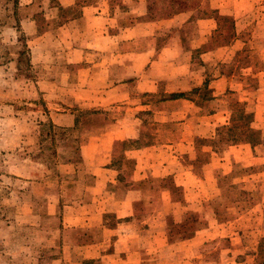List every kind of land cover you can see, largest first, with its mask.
Instances as JSON below:
<instances>
[{
  "label": "rangeland",
  "instance_id": "1",
  "mask_svg": "<svg viewBox=\"0 0 264 264\" xmlns=\"http://www.w3.org/2000/svg\"><path fill=\"white\" fill-rule=\"evenodd\" d=\"M233 1L235 0H227V27L230 32L227 31V40L234 35L244 44L239 49L238 56L227 63L226 69L237 71L246 62L255 68H264V0H246L247 9L240 11L241 16L239 9L228 5ZM117 2L125 9L115 11L117 21L113 24V31H119L117 25L120 27L127 21L125 16L133 18L132 14L140 11L139 7L135 13L129 11L131 8L126 0ZM148 2L151 11L157 10V5H160V0ZM172 2H168L169 14L186 11L181 6L187 5L189 8L191 5V1L186 0L179 3L182 9H174L177 1ZM202 2L206 8L211 0ZM59 3V0H0V264H53V261L59 260L72 264H106L97 258L80 263L87 253L81 248L82 239L101 237V232L98 227H91L90 233L84 237L74 229L64 233V223L82 224L80 221L73 222V219L65 220V211L72 210L78 216L80 211L84 216H94L98 210L109 209L112 214L121 215L132 208L137 212H153L151 209L156 207L160 213L167 211L168 227L163 217L151 213L149 217L141 218V222L137 221L134 229H128L132 234L139 229L136 240L141 246H145V250H141L143 259H146L142 264H227L228 261L235 264L247 255L251 260L254 254L255 264H264L263 253L255 249L259 232H243L251 231L257 226L262 231L259 216L254 212L261 208L264 211V166L257 167L254 162H258V159H249L253 164L246 170L237 167L228 171L229 168L214 169L209 165L212 158L209 149L211 146L216 153L223 154L225 146L229 145L228 141L243 138L262 142L259 160L264 161V120L249 119L250 112L259 110L256 98L264 100V88H257L263 83L264 77L255 76L253 82L247 79L251 95L242 108L246 113L242 114L245 119L231 126L223 124L215 127L214 137L210 135L211 129L201 131L190 144L196 150L185 153V162L193 161L195 172L208 183H188L187 187L178 185L179 187L172 189V202L159 203L153 199L151 190L160 187L161 181L151 180L150 183L139 184L131 179L134 159L125 151L156 140L169 142L167 140L175 138L177 120L162 123L153 110L135 109L133 104H118L117 101L108 100L104 106L99 107L101 110H97L98 119H90L91 108H95V105H70L53 94L50 96L47 85H41V80L57 76L56 73L60 70L63 72V69L74 70L78 67L77 64L67 65V58L63 53L70 43L65 40V30H58L56 24L71 13H67L65 9L59 11L56 8ZM57 10L59 18L51 17ZM201 10L203 9L199 12ZM229 11L233 13L230 15ZM236 11L239 18L236 24L233 20L235 25H232L229 16L233 18ZM74 12L77 13L76 9ZM199 12L195 11L191 21L182 28L189 36L185 38L187 44L192 43V19L198 17ZM127 13L130 15H126ZM136 16L134 18H145L143 15ZM48 29L53 34L58 32V37L53 34L42 36ZM176 29H165L161 37L171 41ZM216 37L214 44L217 45L221 43V39L218 34ZM183 58L187 60V56H180L178 59L183 61ZM197 62L196 56V60L191 63ZM55 68L57 70L54 72ZM41 86L44 90L39 91ZM169 96L166 92L158 91L149 93L145 100L156 103ZM230 98L234 100L236 97L229 94L227 100ZM179 106H183L184 112L192 109L188 105L179 104L177 107ZM199 106L202 108L201 112L205 113L214 108V105L207 104ZM174 107L176 106H169L168 111ZM260 116H264V113ZM117 123L126 129L127 137L114 144L107 165L111 163L118 171L117 175L110 174V177L116 176L121 181L117 186L109 185L108 194L94 200L92 198L97 197V194L92 193L87 186L95 177V169L82 158L80 144L82 140L98 134L102 128L108 129ZM244 128L247 136L244 135ZM107 159L108 155L101 162H106ZM224 170H227V203L217 201L216 205H227V210L224 209L227 216L223 215L222 209L217 211L216 216L199 215L202 212L209 213L205 208L207 206L203 205L206 199L216 193L209 183L219 174L218 171L222 173ZM189 180L191 182L193 179ZM195 182L198 184V181ZM245 184L248 192L243 194L241 192ZM164 187L167 188V185ZM222 194L216 193V196ZM137 196L138 199L132 201V205L130 201H119L125 197L135 199ZM145 198L151 205L147 202L145 204ZM187 211L191 215L185 218L183 215ZM247 211L246 216L240 218ZM94 221L93 217L91 222ZM146 221L149 223H145ZM196 222L200 224V233L190 231L193 226L195 228ZM166 228L169 229L168 234ZM107 236L111 241L117 237L112 234ZM119 260L115 259L113 263L124 264ZM135 262L129 264H137Z\"/></svg>",
  "mask_w": 264,
  "mask_h": 264
},
{
  "label": "crops",
  "instance_id": "2",
  "mask_svg": "<svg viewBox=\"0 0 264 264\" xmlns=\"http://www.w3.org/2000/svg\"><path fill=\"white\" fill-rule=\"evenodd\" d=\"M117 1L59 0L60 3L56 8L59 11L65 9L67 13H71L56 24L58 30H65V40L70 43L67 46V51L63 50V53L67 58V65L76 66L77 64L78 67L74 70L63 69V72L60 70L56 73L57 76H48L40 83L47 85L48 88H46L50 96L53 94L61 101L64 100L66 104L95 105V108H91L90 119H98L97 110H101L99 107L104 106L105 101L108 100L109 102L117 101L118 104L122 102L133 104L135 109L153 110L159 115L158 121L162 123L177 120L175 138L167 140L169 142L156 140L153 143L131 147L125 151L134 159L131 179L138 181L139 184L150 183L151 180L161 181L160 187H154L151 190L153 199L159 203L172 202L174 200L172 189L179 187L178 185L187 187L188 183L192 185L208 183L200 178L199 173L195 172L193 161L185 162V153L196 150V147H190V144L193 143L197 135H200L201 131L211 129L210 135L214 137L215 127L223 124L231 126L246 118L242 117V114H246L242 108L246 105L245 101H249L251 95L247 79L249 78L253 82L255 76L264 77V68H255L246 62L237 71H227V63L238 56V51L244 44L234 35L232 39L227 40V31L230 33L227 27V0H220L219 3H214L211 0L206 8H204L202 0H190L189 8L187 5L181 6L186 11H177L175 14L167 13L168 2L173 3L172 0H160V5H157L158 9L152 11L148 0H126L129 3L128 7L131 8L129 11L135 13L138 7L140 11L137 14H132L133 18L125 16L127 21L120 27L119 24L117 25L119 31H113L111 29L114 27V22L117 21L115 11L125 9L121 8V3L117 4ZM175 1L177 2H175L174 9H182L179 7V3L186 0ZM228 5L233 6L236 10L239 9V12L247 9L246 0H235L229 2ZM75 9L77 13L74 12ZM200 9L203 10L199 12ZM212 10L213 12H211ZM59 11L57 10L51 17L57 16L58 19ZM195 11L200 15L192 19L194 20V29L191 34L192 43L187 44L185 38H189V36L182 28L191 21ZM214 13L217 14L214 16ZM232 13L229 11L230 15ZM241 14L242 12L239 15L241 16ZM126 15H130V13ZM138 15H143L145 18H134ZM239 15L236 11L233 18L229 16L230 24L235 25ZM233 20H235V24ZM170 27L177 29L171 37V41H168L161 35L165 29ZM48 34H53L50 29L42 36H48ZM217 34L221 43L216 45L214 41ZM54 35L58 37L59 33L56 32ZM239 42L240 44H238ZM180 56H187V60L183 58V61H179ZM196 56L198 62L192 64L191 62L196 60ZM56 70L57 68L54 72ZM257 88H264V79ZM38 89L39 91L44 90L42 86ZM158 91L166 92L170 96L161 98L156 103L145 100L149 93ZM229 94L236 98L227 100ZM219 97H223V99ZM256 100L259 110L250 112L249 119L261 121L264 120V116H260L264 113V100H259V97ZM153 104L156 105L153 106ZM179 104L188 105L192 109H187L184 112L183 106L177 107ZM206 104L214 105V108L211 111L208 110L207 113L201 112L202 108L199 105ZM172 105L176 107L168 111V107ZM129 109L132 110V108ZM84 119L89 118L84 117ZM244 130V135L247 136L246 128ZM125 137H127L126 129L117 123L108 129L102 128L98 134L91 135L89 139L81 141V156L95 169L93 172L95 177L87 186L92 193L97 194V197L93 196L92 199L98 200V197L106 196L109 185L112 184V187L119 185L120 178L110 177V174H118L117 169L111 166V163L109 165L107 163L110 162L114 144L125 140ZM228 143L223 154L216 153L212 146L209 148L212 157L209 165L214 169L215 167H224L225 169L229 168L228 171H230L237 167H243L246 170L253 164L249 159H258V162H254L258 165L257 167L264 166V161L259 160L261 159L262 142H253L249 138H243L238 141H228ZM106 155H108L106 162H101V159ZM218 172L219 174L209 184L211 188H215L217 195L223 194L217 197L215 193L206 199L203 206H207L205 208L209 213L202 212L199 215L212 217L217 215V211L223 210V215L227 216V205L223 207L216 205L217 201L227 203V170L222 173ZM190 178L193 179L191 182H189ZM195 181H198V184ZM165 184L167 188L164 187ZM243 189L241 193L246 194L248 192L246 184ZM112 198L115 197L112 196ZM137 199L138 196L135 199L125 197L119 201H130V205H132V201L135 202ZM146 202L151 205L147 198H145V204ZM151 210L153 212L139 210L138 213L132 208L126 214L114 215L109 209H101L94 216H84L81 211L78 216L68 209L67 212L65 211L64 219H73V222L74 220L80 221L82 224L64 223L63 232L66 233L67 230L74 229L80 231L83 237L85 234L88 235L94 227H98L101 232V237L82 239L81 248L87 253L83 255L80 263L83 260L97 258L106 264H114L115 259H120L119 261L124 264L134 263V261L137 264H142L146 259H143L141 250H145V246H141L136 240L139 229H137V233L135 231L133 234L129 233L128 229H132L137 225V221L141 222V218L149 217L151 213L154 216L163 217L166 227L169 226L166 210L161 213L157 211V207ZM247 213L248 211L241 214L240 218L245 217ZM254 214L259 216L262 231L257 229L258 226L251 231H242L246 234L259 232L255 249L263 253L264 260V211L261 208ZM190 215L191 212L187 211L183 217L186 218ZM93 217L95 221L91 222ZM159 224L161 225V221ZM124 229L125 231H123ZM240 229L242 228L240 227ZM168 231L169 229L166 228L167 234ZM190 231L200 233V224L196 222L195 228L193 226ZM107 234L117 237L111 241ZM240 245H242V239H240ZM255 257L256 254L252 255L249 260L247 255L235 264H255ZM56 263L72 264L61 260L53 261V264ZM227 264H231V262L228 261Z\"/></svg>",
  "mask_w": 264,
  "mask_h": 264
}]
</instances>
